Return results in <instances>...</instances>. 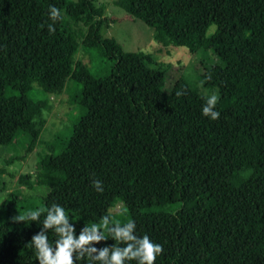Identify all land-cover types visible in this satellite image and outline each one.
I'll use <instances>...</instances> for the list:
<instances>
[{
    "label": "trees",
    "instance_id": "obj_1",
    "mask_svg": "<svg viewBox=\"0 0 264 264\" xmlns=\"http://www.w3.org/2000/svg\"><path fill=\"white\" fill-rule=\"evenodd\" d=\"M95 2L0 0V147L30 155L41 140L54 90L38 86L22 65L37 29L51 23L49 5L62 10L55 34L79 36L84 50L111 64L97 77L80 60L69 76V87L78 88L72 102L83 114L61 152L52 146L40 156L37 172L56 197L34 206L19 190L0 203V264H38L30 240L39 222L14 217L46 212L54 202L77 234L105 215L112 223L134 219L136 234L163 245L155 264H264V0L114 1L160 42L191 53L212 50L217 64L206 73L218 66L235 87L217 93L215 121L201 115L199 85L180 79L167 89L152 55L103 37L112 21ZM79 24L88 32L76 30ZM212 26L214 43L207 36ZM93 179L102 181V193ZM19 183L25 189L31 175ZM131 188L140 196L137 207L112 212ZM17 206L22 214H14ZM105 236L96 247L123 246ZM55 238L49 229V242Z\"/></svg>",
    "mask_w": 264,
    "mask_h": 264
},
{
    "label": "rangeland",
    "instance_id": "obj_2",
    "mask_svg": "<svg viewBox=\"0 0 264 264\" xmlns=\"http://www.w3.org/2000/svg\"><path fill=\"white\" fill-rule=\"evenodd\" d=\"M114 1L96 0L95 2L97 8L103 9L104 17L112 21L109 28L102 30V36L115 39L124 51L145 52L152 55L165 73L167 89L180 79H185L199 85L204 96L213 91L224 93L235 90L232 82L218 66L206 73V68L217 64V58L212 50L191 53L184 46L162 43L157 39L153 28L127 14ZM215 29L216 26H212L207 32L211 43H214L212 41L215 38ZM76 30L87 33L88 27L79 24ZM81 43L82 39L79 36L70 41L60 34H49L42 28L37 29L35 38L24 56L22 70L31 75L38 86L44 84L54 90L51 95L52 107L45 115L46 122L41 140L32 154L25 155L21 148L0 147V169L4 170L0 183V203L8 200L12 192H21L19 190L34 198V206L43 196L50 199L56 197L55 192L49 191L46 179L37 182V172L40 156L50 152L52 146L55 153L61 152L65 141L71 137L74 124L83 114V111L72 102L78 88H70L71 83L68 82V78L80 60L97 77H103L111 70V64L104 63L93 52L84 50ZM27 174L31 175V183L22 189L19 182L21 177ZM139 202V194L131 188L123 200L113 206L112 212L120 213L124 208H136ZM25 204L29 209L32 206L30 203L25 202ZM16 213L22 214L18 206L14 210L15 215Z\"/></svg>",
    "mask_w": 264,
    "mask_h": 264
},
{
    "label": "clouds",
    "instance_id": "obj_3",
    "mask_svg": "<svg viewBox=\"0 0 264 264\" xmlns=\"http://www.w3.org/2000/svg\"><path fill=\"white\" fill-rule=\"evenodd\" d=\"M62 10L54 5H49L47 16L51 23L47 24L49 34L55 32V23L61 18ZM177 96L181 92L175 93ZM204 103L201 105V115L210 120H217L220 112L216 110L219 100L218 94L213 91L204 96ZM92 187L95 191H104L102 181L92 180ZM43 219L41 220V214ZM16 221L31 220L39 222V231L32 235L30 243L38 264H155L157 258L162 254L163 245L153 241L148 234H136V221L128 219L121 224L119 221L112 223L107 215L101 217L99 222L84 224L77 234L75 223L70 222L69 215L65 208L52 203L45 209L29 211L26 215H17ZM37 224V223H36ZM55 234V239L50 243L48 230ZM105 230L111 240L119 244L105 243L96 247L101 241H107Z\"/></svg>",
    "mask_w": 264,
    "mask_h": 264
}]
</instances>
